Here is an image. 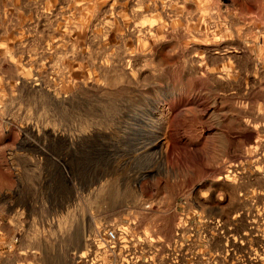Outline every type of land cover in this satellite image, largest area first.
Here are the masks:
<instances>
[{
    "label": "rangeland",
    "instance_id": "rangeland-1",
    "mask_svg": "<svg viewBox=\"0 0 264 264\" xmlns=\"http://www.w3.org/2000/svg\"><path fill=\"white\" fill-rule=\"evenodd\" d=\"M263 125L264 0H0V264L239 219Z\"/></svg>",
    "mask_w": 264,
    "mask_h": 264
},
{
    "label": "built area",
    "instance_id": "built-area-1",
    "mask_svg": "<svg viewBox=\"0 0 264 264\" xmlns=\"http://www.w3.org/2000/svg\"><path fill=\"white\" fill-rule=\"evenodd\" d=\"M256 130L239 163V181L246 183L239 191V219L194 210L183 214L170 237L136 220L100 227L76 253V264H264V125ZM245 237L260 241L239 258Z\"/></svg>",
    "mask_w": 264,
    "mask_h": 264
},
{
    "label": "crops",
    "instance_id": "crops-1",
    "mask_svg": "<svg viewBox=\"0 0 264 264\" xmlns=\"http://www.w3.org/2000/svg\"><path fill=\"white\" fill-rule=\"evenodd\" d=\"M259 127H260V126H259ZM259 127H258V128H259ZM258 128H256V129H258ZM239 198H240V196H239ZM196 210H199V208H196ZM199 211H200V210H199ZM216 216H218V215H216ZM221 217H222V216H221ZM238 229H239V227H238ZM241 229L244 230L243 227H242ZM171 235H172V234H171ZM259 241H260V240H248L246 237L243 238L242 243H243L244 245H242V246L239 247V258L243 257L244 253L247 252V251L249 250V248L254 247V246H256L257 244H259ZM239 264H241V263H239Z\"/></svg>",
    "mask_w": 264,
    "mask_h": 264
},
{
    "label": "bare ground",
    "instance_id": "bare-ground-1",
    "mask_svg": "<svg viewBox=\"0 0 264 264\" xmlns=\"http://www.w3.org/2000/svg\"><path fill=\"white\" fill-rule=\"evenodd\" d=\"M48 135H49V136H54L53 139H54L55 137H56V138L60 137V134H58V133H57V134H48Z\"/></svg>",
    "mask_w": 264,
    "mask_h": 264
}]
</instances>
